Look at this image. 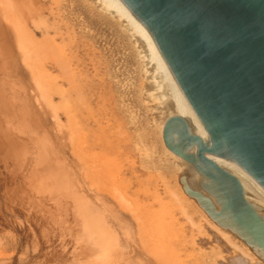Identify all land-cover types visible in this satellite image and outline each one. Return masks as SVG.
<instances>
[{
    "label": "bare ground",
    "instance_id": "1",
    "mask_svg": "<svg viewBox=\"0 0 264 264\" xmlns=\"http://www.w3.org/2000/svg\"><path fill=\"white\" fill-rule=\"evenodd\" d=\"M115 24L140 38L159 84L137 82L127 94L124 70L110 62ZM176 117L211 143L123 0H0V264H264L252 237L264 231V188L208 155L251 206L246 230L229 213L212 217L205 198L221 206L187 157L198 145L189 150L177 125L166 142ZM229 184L212 189L220 195Z\"/></svg>",
    "mask_w": 264,
    "mask_h": 264
},
{
    "label": "water",
    "instance_id": "2",
    "mask_svg": "<svg viewBox=\"0 0 264 264\" xmlns=\"http://www.w3.org/2000/svg\"><path fill=\"white\" fill-rule=\"evenodd\" d=\"M123 1L154 36L211 139L207 146L176 117L167 125L166 142L177 125L189 150L198 145V154L187 157L204 177L206 192L221 206L217 212L205 198L212 217L229 213L246 230L242 218L251 206L242 184L207 156L227 158L264 188V0ZM226 184L230 190L224 188L220 195L212 189ZM252 237L264 250V231Z\"/></svg>",
    "mask_w": 264,
    "mask_h": 264
},
{
    "label": "rangeland",
    "instance_id": "3",
    "mask_svg": "<svg viewBox=\"0 0 264 264\" xmlns=\"http://www.w3.org/2000/svg\"><path fill=\"white\" fill-rule=\"evenodd\" d=\"M115 25H114V27H112L113 28L112 31L113 30L114 31L112 32L110 30L115 35V37L113 35H109L110 39L111 38L112 39L115 38V40L111 39L110 43L108 45L110 55L112 54L110 62H111V64H113L112 65L113 68H114L115 64H117V66H115L116 69H121L122 71L124 70L123 71V76L120 77V78L123 80V83L126 85L127 88L132 86L131 88H128V89L126 88L127 89L126 90L127 94L129 96H132V93H133L132 91H133L134 85L137 82L138 83H144V84L145 83L146 84H152L153 82L154 83L156 82L155 83L156 85L159 84V82H161V80L159 79L160 76L155 72L154 66L150 62V57H149L150 54L147 51V48L140 41V38L137 36V34H135L133 32L132 28L128 24H124L123 27L117 26V24H115ZM112 33H110V34H112ZM116 33H119V34H116ZM117 35H118L119 40H116V38H117L116 36ZM119 35H123V36H119ZM121 37L122 38L125 37V38L122 39ZM123 43H124V45H123ZM118 45H119V48L116 47ZM116 51H117L118 54L116 53ZM120 52H122L123 54L120 53ZM117 55H119V56H117ZM117 57L120 58V60H118ZM151 77H153V79H151ZM127 84H129V85H127ZM163 89H165V87H163ZM163 89H162V86H161L160 94L156 93L157 97H159V95L164 97L163 94L161 93V92H163ZM142 97H143L142 101H141L142 109L140 110L141 111L140 113L142 114V117H145L148 114V111L150 109L148 107V105H150V102H149V99H148L146 94L143 93ZM159 104L161 105V103H160V101L158 99L155 102V105L158 106ZM162 116L164 117L165 115H162Z\"/></svg>",
    "mask_w": 264,
    "mask_h": 264
}]
</instances>
